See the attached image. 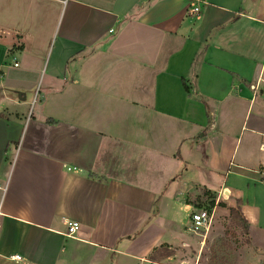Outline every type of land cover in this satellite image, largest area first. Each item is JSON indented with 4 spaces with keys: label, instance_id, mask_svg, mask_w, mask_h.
<instances>
[{
    "label": "crops",
    "instance_id": "obj_1",
    "mask_svg": "<svg viewBox=\"0 0 264 264\" xmlns=\"http://www.w3.org/2000/svg\"><path fill=\"white\" fill-rule=\"evenodd\" d=\"M263 163L264 0H0V264H171L207 198L264 250Z\"/></svg>",
    "mask_w": 264,
    "mask_h": 264
},
{
    "label": "rangeland",
    "instance_id": "obj_2",
    "mask_svg": "<svg viewBox=\"0 0 264 264\" xmlns=\"http://www.w3.org/2000/svg\"><path fill=\"white\" fill-rule=\"evenodd\" d=\"M28 100L32 101L33 96L28 95ZM35 107L34 104L28 106L30 115ZM201 202V206L211 209L209 198ZM195 208L188 206L179 209L180 222L185 232L184 240L190 236L192 241L177 257L170 260L171 264H182V259L188 264H264V250L252 246L244 226L236 223L239 218L232 217L230 211L223 207L216 209L211 228L206 235L187 234L186 227L190 224Z\"/></svg>",
    "mask_w": 264,
    "mask_h": 264
},
{
    "label": "built area",
    "instance_id": "obj_3",
    "mask_svg": "<svg viewBox=\"0 0 264 264\" xmlns=\"http://www.w3.org/2000/svg\"><path fill=\"white\" fill-rule=\"evenodd\" d=\"M193 10L198 12L199 5L198 4L195 5L193 7ZM15 66H17V63H15ZM231 165H234V164L231 163ZM263 166H264V163H263ZM261 173L263 174L262 181L264 182V171ZM217 204L218 202H216V205ZM215 211H216L215 206H213L211 209H207L203 206L197 207L192 212L191 221H190L189 226L187 227V230L193 234L206 235L211 228ZM78 228H79V223L77 221H69L68 226H67V231L65 234L68 237H76L75 234ZM12 258L15 260H24V258L19 255L12 256Z\"/></svg>",
    "mask_w": 264,
    "mask_h": 264
},
{
    "label": "trees",
    "instance_id": "obj_4",
    "mask_svg": "<svg viewBox=\"0 0 264 264\" xmlns=\"http://www.w3.org/2000/svg\"><path fill=\"white\" fill-rule=\"evenodd\" d=\"M207 193V192H206ZM215 197V196H214ZM214 202H215V200H214V198L212 199V200H210V203H211V208L213 207V205H214ZM219 204H222V203H219ZM229 211H230V215L232 216V217H237V218H239V221H237L236 223L238 224V225H241V226H244V229H245V232L247 233V235H249V225H248V223H247V221H246V219L242 216V214H241V211H240V207H231L230 209H229ZM248 241H250V238L248 237ZM159 250L158 249H155V251L154 252H158ZM155 255H153V257H154ZM153 260H154V258H153Z\"/></svg>",
    "mask_w": 264,
    "mask_h": 264
},
{
    "label": "water",
    "instance_id": "obj_5",
    "mask_svg": "<svg viewBox=\"0 0 264 264\" xmlns=\"http://www.w3.org/2000/svg\"><path fill=\"white\" fill-rule=\"evenodd\" d=\"M18 96H19L20 98H23V95H22L21 92H18Z\"/></svg>",
    "mask_w": 264,
    "mask_h": 264
}]
</instances>
